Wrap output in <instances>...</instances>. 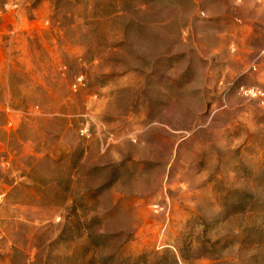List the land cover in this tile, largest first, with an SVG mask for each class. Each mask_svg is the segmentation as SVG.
Listing matches in <instances>:
<instances>
[{"label":"rangeland","instance_id":"obj_1","mask_svg":"<svg viewBox=\"0 0 264 264\" xmlns=\"http://www.w3.org/2000/svg\"><path fill=\"white\" fill-rule=\"evenodd\" d=\"M240 86L264 0H0V264H264Z\"/></svg>","mask_w":264,"mask_h":264},{"label":"built area","instance_id":"obj_2","mask_svg":"<svg viewBox=\"0 0 264 264\" xmlns=\"http://www.w3.org/2000/svg\"><path fill=\"white\" fill-rule=\"evenodd\" d=\"M239 91L248 97L256 98L259 100H264V91L261 90V88L256 86H240ZM155 209L158 207L155 205Z\"/></svg>","mask_w":264,"mask_h":264}]
</instances>
